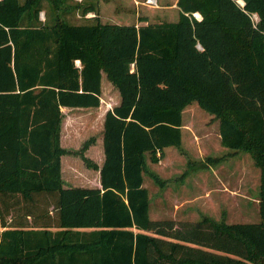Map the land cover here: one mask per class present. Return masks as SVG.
Segmentation results:
<instances>
[{"label": "trees", "instance_id": "obj_1", "mask_svg": "<svg viewBox=\"0 0 264 264\" xmlns=\"http://www.w3.org/2000/svg\"><path fill=\"white\" fill-rule=\"evenodd\" d=\"M40 2L0 0V264H264V0H175V20L139 25L56 11L47 22ZM101 71L119 98L98 165L84 155L93 135L74 149L59 136L61 106L99 105ZM193 100L218 120L220 144L258 168V220L149 217L146 161L180 148ZM64 153L99 186L65 185ZM47 198L51 213L33 211Z\"/></svg>", "mask_w": 264, "mask_h": 264}, {"label": "rangeland", "instance_id": "obj_2", "mask_svg": "<svg viewBox=\"0 0 264 264\" xmlns=\"http://www.w3.org/2000/svg\"><path fill=\"white\" fill-rule=\"evenodd\" d=\"M75 1L80 4L72 7ZM89 1L59 0L54 11L59 17L75 23L88 21L93 15H96L100 22L135 25L172 21L177 17L175 0H91L95 3V10L82 13V6ZM40 3L38 19L49 22L54 15L51 3L49 0H41ZM141 18L144 20H140ZM100 87L98 107L93 110L68 109L63 112L60 123L61 145L65 148H77L84 139L94 136L95 140L88 146L90 149L85 154L96 161L99 158V147L102 153L101 112L116 104L119 98L116 88L103 71ZM208 114L196 101L187 103L181 110L185 128L182 129L180 148L167 146L157 162L146 161L147 171L154 173L159 180L152 178L147 171L142 174L143 185L148 192L150 218L172 219L174 222L199 220L202 216L224 222L258 220V168L249 154L244 151L233 152L221 145L215 139L213 129L209 131L206 149L201 151L197 148L198 144L190 138V130L186 127H190L202 138L201 130L204 125L210 124ZM199 144L205 146L203 140H200ZM209 155L218 156L219 159L207 162L206 156ZM60 164L61 178L65 185L89 186L94 183L92 181L95 170L86 167L79 155L61 154ZM45 200L48 202L47 206H40V202H36L37 206L33 211L47 208L46 212L51 213L49 198Z\"/></svg>", "mask_w": 264, "mask_h": 264}, {"label": "crops", "instance_id": "obj_3", "mask_svg": "<svg viewBox=\"0 0 264 264\" xmlns=\"http://www.w3.org/2000/svg\"><path fill=\"white\" fill-rule=\"evenodd\" d=\"M100 91H101V87H100ZM118 102V101H117ZM98 107V106H97ZM72 108H75V107H67V106H61L60 107V109L62 110V112H65L66 110H70V109H72ZM76 108H78V109H91V110H93V109H95L96 107H76ZM182 110V109H181ZM105 111V110H104ZM104 111L103 112H101V118H103V114H104ZM207 117H208V123H210V124H208V125H204V127H203V129L201 130V134L200 135H202L203 134V136H202V138H201V136H199L198 137V135L199 134H197V132H194V131H192V129L190 128V127H186L187 129H189L190 130V133H191V140H194V143H196V144H198V146H197V148L199 149V151H201V149H206L205 147H206V144L209 142V131H213L214 130V134H215V139L217 140V142L219 141V133H218V120L216 119V118H214L213 116H212V114H208L207 115ZM207 123V122H206ZM185 126V125H184ZM183 126V122H182V119H181V125H180V132L182 133V129L183 128H185ZM211 126V127H210ZM213 129V130H212ZM61 131V130H60ZM59 139H60V142L62 141V132H60V136H59ZM200 140H203V142L205 143V146L202 144V145H200L199 144V142H200ZM219 144V143H218ZM169 146H173V145H169ZM166 147L167 146H165V147H163V154H164V152H165V150H166ZM90 149V147L88 148H86L85 149V151H84V155H86L87 157H89V158H91V156H89L88 154H85V152H88L87 150H89ZM99 153L97 154L98 155V157L99 158H97L98 160L96 161V159H92V160H94L98 165L101 163V161H102V157H103V153H101V148L99 147ZM236 154H238V153H236ZM210 156V155H209ZM207 157V156H206ZM93 158V157H92ZM202 157H200V160H202L201 159ZM202 162V161H201ZM61 165V164H60ZM205 165V164H204ZM206 165H209V164H206ZM60 172H61V170H60ZM259 173V172H258ZM257 173V174H258ZM92 182H94L92 185H89V186H99V179H98V171L97 170H95V172H94V174H93V181ZM142 185H143V180H142ZM189 244H192V243H189ZM193 245V244H192Z\"/></svg>", "mask_w": 264, "mask_h": 264}, {"label": "water", "instance_id": "obj_4", "mask_svg": "<svg viewBox=\"0 0 264 264\" xmlns=\"http://www.w3.org/2000/svg\"><path fill=\"white\" fill-rule=\"evenodd\" d=\"M240 3H242V2H240Z\"/></svg>", "mask_w": 264, "mask_h": 264}]
</instances>
